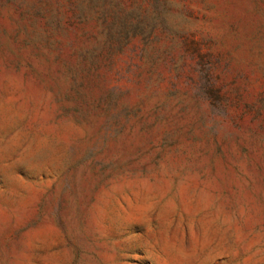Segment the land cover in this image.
<instances>
[{"label": "rangeland", "instance_id": "rangeland-1", "mask_svg": "<svg viewBox=\"0 0 264 264\" xmlns=\"http://www.w3.org/2000/svg\"><path fill=\"white\" fill-rule=\"evenodd\" d=\"M0 264H264V0H0Z\"/></svg>", "mask_w": 264, "mask_h": 264}]
</instances>
